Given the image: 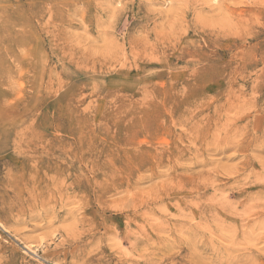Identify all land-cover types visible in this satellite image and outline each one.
Instances as JSON below:
<instances>
[{
	"label": "rangeland",
	"instance_id": "1",
	"mask_svg": "<svg viewBox=\"0 0 264 264\" xmlns=\"http://www.w3.org/2000/svg\"><path fill=\"white\" fill-rule=\"evenodd\" d=\"M0 264H264V0H0Z\"/></svg>",
	"mask_w": 264,
	"mask_h": 264
},
{
	"label": "bare ground",
	"instance_id": "2",
	"mask_svg": "<svg viewBox=\"0 0 264 264\" xmlns=\"http://www.w3.org/2000/svg\"><path fill=\"white\" fill-rule=\"evenodd\" d=\"M243 165H245V164H243ZM248 166H249V165H248ZM178 242H179V241H178ZM178 242H177V243H178ZM159 245H160V244H159Z\"/></svg>",
	"mask_w": 264,
	"mask_h": 264
}]
</instances>
